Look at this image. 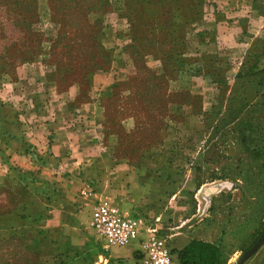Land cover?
<instances>
[{
	"label": "rangeland",
	"instance_id": "rangeland-1",
	"mask_svg": "<svg viewBox=\"0 0 264 264\" xmlns=\"http://www.w3.org/2000/svg\"><path fill=\"white\" fill-rule=\"evenodd\" d=\"M17 11L38 17L19 31ZM22 34L40 53L1 57L0 82L37 136L0 142V204L31 194L66 215L48 262L143 264L138 240L104 247L89 226L109 201L172 251L200 237L264 264V0H0V55ZM40 261L0 244V264Z\"/></svg>",
	"mask_w": 264,
	"mask_h": 264
},
{
	"label": "crops",
	"instance_id": "crops-1",
	"mask_svg": "<svg viewBox=\"0 0 264 264\" xmlns=\"http://www.w3.org/2000/svg\"><path fill=\"white\" fill-rule=\"evenodd\" d=\"M1 83L3 82H0V142L4 141L3 143H5L4 145L8 148V152L12 154L17 151V148L20 150V144L27 139L31 141L34 140L37 136V130L36 124L31 125L30 119L27 120V118L25 119L22 117L23 114L21 110L23 107L19 102L15 103L13 101V93L2 88ZM54 130L55 133H53V131L51 132L53 138L52 151H54L53 154H60L61 146L59 142H61V136H59L57 129L54 128ZM24 138L26 139L24 140ZM6 142L8 144H6ZM208 190L209 191H205V196H207L208 193L214 192L213 188ZM200 193L203 195V192ZM50 205L51 203L44 202L37 198L35 199V197H30V200L25 203V209L21 212L19 211V214L2 215L0 217V244L5 242L9 236L16 235L20 238V242L25 244L30 251L39 254L41 261L38 264H63L62 262L56 263L46 260L51 256L55 259V252H65L68 246V244H65L61 247L57 240L60 234L57 223L64 224L66 215L50 213V211H52L49 207ZM61 227H63V225ZM195 239L210 241L200 237H196ZM189 240L176 250L186 245ZM173 258L175 260L174 264H180L176 252L173 253ZM91 264H95V262H91ZM223 264H226V262L224 261Z\"/></svg>",
	"mask_w": 264,
	"mask_h": 264
},
{
	"label": "built area",
	"instance_id": "built-area-1",
	"mask_svg": "<svg viewBox=\"0 0 264 264\" xmlns=\"http://www.w3.org/2000/svg\"><path fill=\"white\" fill-rule=\"evenodd\" d=\"M89 226L104 247H122L138 240L143 264H174L171 249L158 235L157 228L145 227L140 218L115 203L97 201L90 211Z\"/></svg>",
	"mask_w": 264,
	"mask_h": 264
},
{
	"label": "trees",
	"instance_id": "trees-1",
	"mask_svg": "<svg viewBox=\"0 0 264 264\" xmlns=\"http://www.w3.org/2000/svg\"><path fill=\"white\" fill-rule=\"evenodd\" d=\"M36 17L38 16L35 13L17 11L15 14H13V16H11L10 19L11 25L14 28L19 27V31H23V29H26L27 25H29L31 21L36 19ZM26 19H28V22H25ZM3 22H6L3 25L4 29L9 28L10 25L9 21H7L6 19ZM28 38L29 37H27V35L25 36L23 34L21 35V37L20 35L16 37V42L18 45L17 44L13 45V43H11L12 45H9V47L14 46L13 51L9 52L7 55H4L5 53L3 55L1 54L0 59L1 57L2 58L8 57L9 59L16 57L19 63H23L29 61L33 53L35 52L40 53L39 43L36 45V47H34L35 44L32 43L31 39ZM9 41L10 39L7 38V42ZM32 48H36V49L33 50ZM0 66L2 67V62L0 63ZM9 173H7V175L3 177L5 178V180H9L10 182L15 183L13 182L14 178ZM21 185L23 184L16 182L13 186L21 187ZM23 186L28 190L27 185L24 184ZM3 191L4 189L1 190L0 187V193ZM30 197H35V196L28 194L27 199L18 202V204H24L21 209L13 208L12 203L9 202H6V204H0V217L5 214H10V215L13 213L19 214V211L21 212L25 209V203H27L30 200ZM171 252L172 254L174 252L177 253L178 261L180 264H223L225 261V256L219 245H217L214 242L204 241L195 238L190 239L186 245H184L182 248L178 250L172 251L171 249Z\"/></svg>",
	"mask_w": 264,
	"mask_h": 264
}]
</instances>
